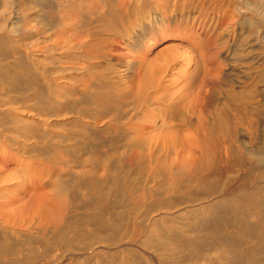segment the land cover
I'll return each instance as SVG.
<instances>
[{"label":"bare ground","instance_id":"6f19581e","mask_svg":"<svg viewBox=\"0 0 264 264\" xmlns=\"http://www.w3.org/2000/svg\"><path fill=\"white\" fill-rule=\"evenodd\" d=\"M261 27L264 0H0V264H264Z\"/></svg>","mask_w":264,"mask_h":264},{"label":"rangeland","instance_id":"374dc122","mask_svg":"<svg viewBox=\"0 0 264 264\" xmlns=\"http://www.w3.org/2000/svg\"><path fill=\"white\" fill-rule=\"evenodd\" d=\"M262 31L264 32V27H261ZM261 45L264 46V40H261ZM115 56H117V53H114Z\"/></svg>","mask_w":264,"mask_h":264}]
</instances>
